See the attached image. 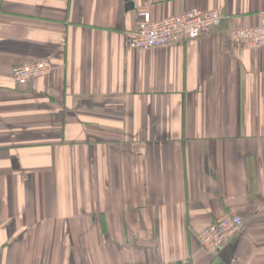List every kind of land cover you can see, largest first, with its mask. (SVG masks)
<instances>
[{"label": "crops", "instance_id": "1", "mask_svg": "<svg viewBox=\"0 0 264 264\" xmlns=\"http://www.w3.org/2000/svg\"><path fill=\"white\" fill-rule=\"evenodd\" d=\"M139 8L222 22L131 50ZM262 20L264 0H0V264H264V48L234 38ZM226 214L244 228L209 254Z\"/></svg>", "mask_w": 264, "mask_h": 264}, {"label": "built area", "instance_id": "2", "mask_svg": "<svg viewBox=\"0 0 264 264\" xmlns=\"http://www.w3.org/2000/svg\"><path fill=\"white\" fill-rule=\"evenodd\" d=\"M136 16V28L128 34L127 46L131 50L140 51L197 40L217 29L222 22L218 11H202L197 8L158 21L151 19L146 8H139ZM234 38L247 48H264V20L255 27L237 30ZM51 70L50 62L41 60L13 66L10 74L18 85H25L31 80L48 75ZM243 228L244 222L239 216L226 214L203 229L197 239L207 253L215 255L237 237ZM179 264L190 263L182 261Z\"/></svg>", "mask_w": 264, "mask_h": 264}, {"label": "trees", "instance_id": "3", "mask_svg": "<svg viewBox=\"0 0 264 264\" xmlns=\"http://www.w3.org/2000/svg\"><path fill=\"white\" fill-rule=\"evenodd\" d=\"M11 70V69H10ZM11 75V74H10ZM20 86H22V85H20Z\"/></svg>", "mask_w": 264, "mask_h": 264}]
</instances>
